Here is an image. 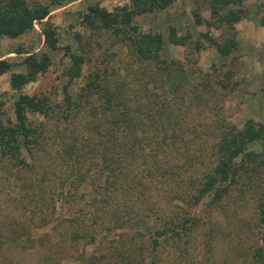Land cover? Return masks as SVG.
<instances>
[{"label": "trees", "instance_id": "1", "mask_svg": "<svg viewBox=\"0 0 264 264\" xmlns=\"http://www.w3.org/2000/svg\"><path fill=\"white\" fill-rule=\"evenodd\" d=\"M68 1L0 0V35L17 37L37 22L44 45L31 50L18 44L12 49L14 56L0 57V72L9 71V86L17 91L12 99L14 120H0V162L3 158L17 172L35 176L18 184V198L41 212L40 224L58 218L64 228L61 236L81 243L79 258L85 264L101 259L160 264L166 244L173 245L174 263L180 264L204 208L224 209L225 198L236 188L238 193L252 188L256 222L264 225V122L246 118L236 127L218 118L200 123L197 130L191 107L197 108L202 98L197 85L203 88L208 81L185 87L191 78L182 63L160 54L162 35L139 30L132 20L174 0H128L110 9L89 0L79 12L81 23L109 29L126 41L137 61L133 72L141 80L140 88L124 78L111 83L97 69L87 73L73 96L62 88L60 103H50L46 94L20 90L50 64L48 50L57 46L58 35L48 15L52 4ZM207 3L210 14L230 26L241 15L236 6L220 13L241 0ZM194 21L210 22L196 13ZM199 34L222 56L236 45L233 36L216 41L206 32ZM73 35L80 37L77 30ZM166 38L173 44L187 41L171 25ZM203 46L202 40H194V48ZM68 48L66 74L71 78L80 74L86 58L82 51ZM27 111L51 119L53 134L45 136L44 123H31ZM252 143L256 146L250 148ZM153 191L164 197L166 206L156 204ZM56 202L67 214L56 212ZM31 214L32 210L30 220ZM101 230L116 233L118 244L84 258L85 245L93 244ZM23 239L32 245L30 236ZM261 257L262 247L254 246L251 258L262 264Z\"/></svg>", "mask_w": 264, "mask_h": 264}, {"label": "rangeland", "instance_id": "2", "mask_svg": "<svg viewBox=\"0 0 264 264\" xmlns=\"http://www.w3.org/2000/svg\"><path fill=\"white\" fill-rule=\"evenodd\" d=\"M87 1L89 0H71L51 5L48 18L54 24L58 35L57 46L48 50L50 64L46 70L25 83L21 91L46 94L50 103H60L62 88H67L73 96L86 80L87 73L97 69L111 83L124 78L125 81L132 82L133 86L141 87V80L133 72H136L137 61L126 41L109 29H96L79 21V12L85 9ZM98 1L108 9L128 2ZM235 6L242 11L231 26L210 14L207 0H174L162 9L136 14L132 18L139 30L159 32L162 35L164 43L160 54L166 59L173 58L182 63L186 75L191 78L185 87L208 81L203 88L197 85L202 90V98L197 108L191 107L194 112L192 119L198 122L197 130L200 123H208L211 119L218 118L236 127H241L246 118L264 122V23H261V19H264V0H241L239 5L228 4L222 7L220 13ZM195 13L210 22H195ZM170 25L174 26L178 35L186 36L185 44L167 41ZM76 30L80 35L79 39L73 35ZM202 31L216 41L233 36L236 45L227 55L222 56L212 43L199 34ZM197 38L204 42V46L196 49L193 42ZM18 44L31 50L44 48L37 22L33 23L32 29L17 37L0 35V57L14 56L12 49ZM66 45L71 51H82L86 58L81 64L80 74L71 78L66 74L69 64ZM20 67L21 65L14 66ZM8 77V70L0 72V120L4 123L14 120L12 99L17 93L11 90ZM27 119L31 123L43 122L45 136L53 134L50 129V125L53 126L51 119L30 111H27ZM248 146L255 147L256 143ZM15 168L13 164L7 165L2 158L0 264H85L79 258L81 243H73L67 236H61L64 228L58 218L54 217L47 223L40 224L41 212L33 211L30 203L26 204L24 199L18 198L21 193L18 184L26 179H34L35 176L32 178L29 171L17 172ZM254 194L251 187L245 188L242 193H238L236 188L225 198L224 209L207 211L204 208V215L200 218L199 225L192 229L186 251L179 260L180 264H258L259 261L251 258L256 245L262 247L261 262L264 264V225L256 222ZM151 197L159 206H166L162 195L153 191ZM56 208L57 213L67 214L66 207L60 208L59 202H56ZM31 210L33 217L30 220ZM12 236L16 240H11ZM27 236H30L32 245L25 244L23 238ZM118 239L113 231L101 230L93 244L85 245L84 258L92 251L97 253L109 250L118 244ZM176 253L173 245H164L160 252V264H175L173 256ZM95 264L119 263L101 259Z\"/></svg>", "mask_w": 264, "mask_h": 264}]
</instances>
